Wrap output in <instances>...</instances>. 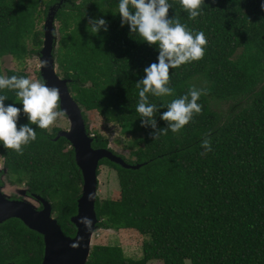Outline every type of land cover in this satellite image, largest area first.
Here are the masks:
<instances>
[{
    "label": "trees",
    "instance_id": "trees-1",
    "mask_svg": "<svg viewBox=\"0 0 264 264\" xmlns=\"http://www.w3.org/2000/svg\"><path fill=\"white\" fill-rule=\"evenodd\" d=\"M60 1L0 0V58L11 55L23 64L0 68V75L30 78L25 62L40 56L45 19ZM168 2L169 18L178 16L189 29L203 31L208 43L203 59L170 69L168 86L174 95H149V103L158 108L157 128H165L162 105L190 87L205 89L198 100L202 114L179 133L169 130L156 140L150 126L142 127L141 146L131 151L135 158L120 154L128 163H141L139 168L100 161L99 174L102 164L117 171L120 194L98 195L97 229H133L150 239L138 258L126 256L118 244H94L86 264H264V0H205L195 20L179 0ZM118 4L63 0L56 13L54 57L85 119L86 112H97L106 122L123 126L141 122L135 83L144 78L146 67L158 63L159 50L128 25L121 26ZM89 18L105 19L108 30L93 35ZM36 73L44 81L40 70ZM0 94L8 96L6 106L22 109L14 92ZM214 101L226 109L216 110ZM27 123L21 113L18 127ZM30 126L37 139L24 147L23 155L0 144L6 175L24 183L27 194L49 199L62 229L73 236L71 217L83 185L74 148L64 136L55 139L61 127ZM93 137L94 147L115 152L108 137L95 131ZM205 138L212 150L202 156ZM44 248L43 236L21 219L0 224V264H40Z\"/></svg>",
    "mask_w": 264,
    "mask_h": 264
},
{
    "label": "clouds",
    "instance_id": "clouds-1",
    "mask_svg": "<svg viewBox=\"0 0 264 264\" xmlns=\"http://www.w3.org/2000/svg\"><path fill=\"white\" fill-rule=\"evenodd\" d=\"M205 0H179V5L188 14L190 20L201 16ZM264 8V3L261 4ZM172 5L168 0H119L118 13L121 26L128 25L131 33H136L149 46H158V63H152L144 69L145 76L135 83L139 90V101L135 111L141 117V127H151L153 140L161 135L179 133L194 117L202 114V105L198 100L206 95L205 89L190 87L188 92L179 98L167 102V111L160 119L167 122V127L157 128L155 113L158 111L155 103H149V95L157 98L173 96L175 90L169 87L170 69L203 59L207 39L203 31H195L181 23L178 16L169 18ZM90 32L96 35L101 29L108 30L107 21L103 18H89ZM47 61H41V67H46ZM15 93L16 101L22 104V109L12 104L5 105L9 99L0 94V144L18 155L24 154V147L37 139L36 132L30 125L41 130H48L58 118L66 116V110L60 106V89L49 87L45 81L13 75H0V92ZM27 117L28 123L18 127L20 115ZM207 155L212 150L211 141L205 138L201 142ZM89 194V199H92ZM86 227L91 226L89 218L81 220Z\"/></svg>",
    "mask_w": 264,
    "mask_h": 264
},
{
    "label": "water",
    "instance_id": "water-1",
    "mask_svg": "<svg viewBox=\"0 0 264 264\" xmlns=\"http://www.w3.org/2000/svg\"><path fill=\"white\" fill-rule=\"evenodd\" d=\"M62 2L63 0L52 5L47 14L44 22V42L39 59L47 61L46 67H40L41 76L47 86L60 89V106L61 109L66 110V116L70 121L69 128L59 130L55 139L61 136L68 139L74 148L76 163L83 175L77 213L71 217L72 223L76 226V233L72 236L64 232L53 214L52 203L49 199L39 194L33 195L39 205H42V208H38L29 199L21 196H19L21 198L8 196L3 190L5 185L1 183L0 224L10 218H19L29 228L39 232L44 238L45 245L40 264H86L91 254L92 240L99 221L96 201L99 189L98 168L100 161L106 158L124 167L134 169L139 168L142 164L128 163L120 154L110 148L94 147L92 144L94 137L88 132L83 108L70 91L69 79L63 78L57 73L54 57L57 40L56 13ZM3 170L5 172L3 174H6L7 169L4 167ZM89 194H92V199H89ZM23 195H27V188L23 191ZM83 218L91 220L90 227L81 223Z\"/></svg>",
    "mask_w": 264,
    "mask_h": 264
},
{
    "label": "rangeland",
    "instance_id": "rangeland-1",
    "mask_svg": "<svg viewBox=\"0 0 264 264\" xmlns=\"http://www.w3.org/2000/svg\"><path fill=\"white\" fill-rule=\"evenodd\" d=\"M22 65L23 64H20L11 55H6L0 58V68L4 71L7 68L19 69ZM24 66L27 72L30 74L31 79H38L36 72L40 70L41 67V61L39 57L33 56L28 58ZM213 107L216 110L221 111L223 109H226V104L217 103L216 101H214ZM86 121L89 129L92 132V135L94 131L105 135L109 139V146L113 150H115V152L122 154L128 158H135L131 155V151L138 149L141 146L143 133L141 122L134 121L120 126L115 123L106 122L103 117H101L97 112L90 111L86 112ZM55 126L61 127L62 129H68L70 126V121L67 116L58 118L56 123L49 129L52 130V128ZM3 168V160L0 158V170H2ZM2 179L5 185L3 190L8 196H12L13 194H15L17 196L29 199L35 205L39 204L36 199L30 198L27 195H23V191H25V189L27 188L24 183H15L11 181L9 176H7L6 174L2 175ZM119 194L120 186L117 178V171L106 164H102L100 166L99 174V197L116 198L119 196ZM149 239L150 237L148 235H143L133 229H96L93 236L92 245L97 243L118 244L123 247L126 256L138 258L143 254V243ZM149 264L162 263L160 261H151ZM187 264H189V261H187Z\"/></svg>",
    "mask_w": 264,
    "mask_h": 264
},
{
    "label": "flooded vegetation",
    "instance_id": "flooded-vegetation-1",
    "mask_svg": "<svg viewBox=\"0 0 264 264\" xmlns=\"http://www.w3.org/2000/svg\"><path fill=\"white\" fill-rule=\"evenodd\" d=\"M2 175H3V170H0V183L2 182L1 184H4L3 181H2ZM27 196H29L30 198H33L34 199L33 195L31 196V195L27 194ZM11 198H21V197L13 194L11 196ZM37 205H38V208H42V205H39V204H37Z\"/></svg>",
    "mask_w": 264,
    "mask_h": 264
}]
</instances>
